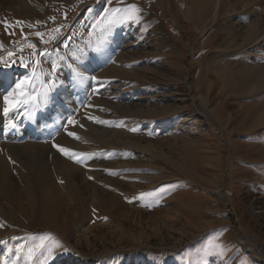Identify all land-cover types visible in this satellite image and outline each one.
Segmentation results:
<instances>
[{
	"label": "rangeland",
	"instance_id": "1",
	"mask_svg": "<svg viewBox=\"0 0 264 264\" xmlns=\"http://www.w3.org/2000/svg\"><path fill=\"white\" fill-rule=\"evenodd\" d=\"M0 264H264V0H0Z\"/></svg>",
	"mask_w": 264,
	"mask_h": 264
},
{
	"label": "snow or ice",
	"instance_id": "2",
	"mask_svg": "<svg viewBox=\"0 0 264 264\" xmlns=\"http://www.w3.org/2000/svg\"><path fill=\"white\" fill-rule=\"evenodd\" d=\"M133 8H135V6H133ZM137 11H138V9H137ZM56 31H59V29H57ZM37 35H42V34L37 33ZM31 47H35V46L32 45ZM25 83H26V81H20L19 83H17L16 88H17V89L21 88V86H22L23 84H25ZM21 95H23L22 92H21ZM4 102H5L6 104H9L10 106H15V105L13 104V102L9 100V97H7V96L4 97ZM8 110H9L8 108H5V109H4L5 112H7ZM69 122L71 123L72 121L70 120ZM69 135H74V133H69ZM60 151L64 152L66 155L69 154V152H68L67 149H63V148H61ZM43 247H44V244H43V242H41L40 244L35 245L32 249H29V254L31 255L32 253H34V252L36 251V249H38V248H43ZM50 252H51V249H49V253H50Z\"/></svg>",
	"mask_w": 264,
	"mask_h": 264
},
{
	"label": "bare ground",
	"instance_id": "3",
	"mask_svg": "<svg viewBox=\"0 0 264 264\" xmlns=\"http://www.w3.org/2000/svg\"><path fill=\"white\" fill-rule=\"evenodd\" d=\"M70 166H71V165H70ZM70 170H71V169H70ZM73 170H74V168H73ZM253 240H254L255 243H257L256 239H253Z\"/></svg>",
	"mask_w": 264,
	"mask_h": 264
}]
</instances>
